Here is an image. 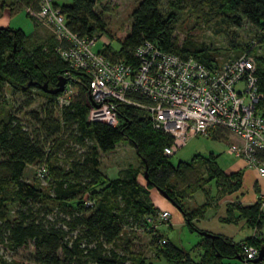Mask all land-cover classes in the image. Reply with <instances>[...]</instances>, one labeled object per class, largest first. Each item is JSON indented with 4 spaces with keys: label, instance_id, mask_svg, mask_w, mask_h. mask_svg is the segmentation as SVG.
Instances as JSON below:
<instances>
[{
    "label": "trees",
    "instance_id": "1",
    "mask_svg": "<svg viewBox=\"0 0 264 264\" xmlns=\"http://www.w3.org/2000/svg\"><path fill=\"white\" fill-rule=\"evenodd\" d=\"M102 1L51 0V4L62 14L65 26L72 33L80 37L104 34L115 41L119 47L117 52H110L108 44L99 52L107 60L119 59L135 65V49L148 42L180 58H194L205 67L216 66L202 44L184 40L176 47L174 38L170 37L175 14H162L158 10L161 0H140L130 13L129 23L112 33L105 31L101 20V14L107 12V8L101 6ZM37 2L0 0V9H7L13 17L27 5L37 9ZM96 5L100 13L95 12ZM169 5L174 10L185 7L197 18H228L235 26L243 19L258 29V34L264 30V0H172ZM26 42L27 36L21 30L0 28V97L3 86L18 93L36 89L58 111V118H53L52 111L44 106L40 110L42 120L38 122L40 135L36 129L32 133L26 131L12 115L3 113L0 117V264H124V257L107 247L117 240L123 225L136 224L150 214L158 217L159 212L147 201V191L132 172L126 173L124 178L105 180L98 171V152H111L121 141L132 146L145 171V186L164 191L190 227L194 213L184 211L180 202L208 187L210 181L227 183L228 193L240 188V174H225L211 155L205 159L194 156L188 163L171 166L169 157L162 154L169 138L151 128L141 109L119 106L115 127L88 122L85 80L73 85L75 94L68 105L58 106L57 94H45L39 87L46 83L47 88H53L57 77L66 69L65 63L54 53L52 38L46 51L39 47L27 51ZM261 45H264L262 40L255 48L249 43L241 47V53L252 55ZM256 61L257 91L261 98L255 110L264 117V54ZM30 103L27 101V105ZM216 135V131H212L208 137L216 139ZM87 141L93 144L87 145ZM32 165L37 179L50 181V193L22 179L25 168ZM41 167L44 172L39 178L36 172ZM83 194L89 197L81 199ZM12 204H16V210L9 220L8 207ZM224 207V221L244 220L247 227L254 230L251 237L234 243L224 236L199 235L203 239L205 260L193 263L186 252L167 242L162 244L157 235V244L161 245L157 257L163 258L166 264H238L241 243L255 249L264 246V238L257 233L264 220L258 201L250 205L231 201ZM197 211L200 210L196 209V216ZM152 222L151 218H143L140 229L154 231L156 226ZM26 246L33 249L27 262L2 255L3 250L15 251Z\"/></svg>",
    "mask_w": 264,
    "mask_h": 264
},
{
    "label": "built area",
    "instance_id": "2",
    "mask_svg": "<svg viewBox=\"0 0 264 264\" xmlns=\"http://www.w3.org/2000/svg\"><path fill=\"white\" fill-rule=\"evenodd\" d=\"M37 5H27L25 15L49 32L53 51L66 67L63 89L55 98L58 106L68 105L75 94L73 85L85 80L88 122L115 127L119 106L141 109L151 128L169 138L162 149L165 157L190 139L225 130L237 140L227 144L226 154L243 161L264 181V117L255 110L261 94L252 55L242 52L220 66L205 67L194 58H180L144 42L133 53L135 65L110 61L91 51L95 36L69 31L51 0H38ZM261 40L264 30L250 42L251 48ZM43 172L39 168L36 176L42 178ZM157 218L166 221L168 213L159 212ZM256 254L257 249L241 243L238 264H259L251 262Z\"/></svg>",
    "mask_w": 264,
    "mask_h": 264
},
{
    "label": "rangeland",
    "instance_id": "3",
    "mask_svg": "<svg viewBox=\"0 0 264 264\" xmlns=\"http://www.w3.org/2000/svg\"><path fill=\"white\" fill-rule=\"evenodd\" d=\"M140 0H104L101 6L107 8V12L101 14V20L104 23L105 31L114 32L123 24L129 23L130 13L137 6ZM172 0H161L158 3V10L163 13H174L175 20L172 25L170 37L174 38L176 47H179L184 40L202 44L207 48L216 66L237 57L241 53V47L247 46L258 34V29L253 28L243 19L238 26H235L230 19L220 18L211 19L209 17H194L187 8L174 10L169 3ZM95 12L100 13L99 5L95 6ZM226 19V20H225ZM0 28H17L27 36V51L33 48H41L46 51L51 46L49 32L40 24L26 17L24 9L18 14L10 17L7 9H0ZM96 41L91 47V51L99 53L103 51L104 39L107 40L110 52H117L119 47L115 41L110 40L104 34L93 33ZM240 52V53H239ZM264 45L259 46L253 51L254 67L257 68L256 58L263 56ZM240 90L239 86H236ZM27 101L31 103L27 105ZM47 106L52 111L53 118H58V111L53 108L44 94L36 89H31L25 93L12 92L7 86H3L0 97V117L7 113L15 117L20 125L29 133L33 129L38 130L41 135L39 121L42 120L40 110ZM35 116V119L32 118ZM41 132H40V131ZM216 139L211 137L198 136L189 140L175 154L168 158L171 166H176L180 162L188 163L192 157L198 156L202 159L213 157L215 164L219 169H228L234 162L240 159L226 154L227 144L234 143L237 140L225 130L215 129ZM220 139V140H218ZM87 141V145H92ZM47 147V146H45ZM75 148V147H74ZM59 158V157H58ZM98 171L105 180H114L124 178L126 173L132 172L136 181L143 187L147 193V201L156 207L158 212L166 209L168 219L166 223L160 222L156 216L148 215L143 218H151L155 230L140 229L142 219L131 226L123 225L121 233L113 245L108 246L119 256L124 257V264H166L163 258H158L160 244H157V235L162 244L165 242L171 246L182 249L187 253L193 263L205 260V248H203V239L198 235L199 231H204L214 236H224L232 242L237 243L252 236L253 231L247 227L245 221L237 219L234 222L224 221L226 217V202L234 201L237 198L241 203H248L252 200L253 193L249 185L252 180L244 179L238 190L226 192L227 183L210 181L208 187L196 192L190 198L180 202L182 209L188 213H194L195 217L190 221V225L183 221L181 214L175 206L162 199L155 189L145 186L143 174L139 160L136 158L132 146L127 141H121L114 146L113 151L101 153L98 152ZM34 166L26 167L23 180L26 183H35L43 192H48L50 181H40L34 176ZM151 190H155L151 193ZM159 196V197H158ZM88 194H83L81 199L88 198ZM157 202L155 203V200ZM155 205V206H154ZM196 209L200 210L196 216ZM16 210V204L9 205L8 219H12ZM196 212V213H197ZM51 217V215H48ZM264 230V229H263ZM264 234V232H263ZM33 254L31 246L20 247L15 251L3 250L2 255L7 259L27 262Z\"/></svg>",
    "mask_w": 264,
    "mask_h": 264
},
{
    "label": "crops",
    "instance_id": "4",
    "mask_svg": "<svg viewBox=\"0 0 264 264\" xmlns=\"http://www.w3.org/2000/svg\"><path fill=\"white\" fill-rule=\"evenodd\" d=\"M12 29H17V28H12ZM218 140H220V139H218ZM220 170H222V169H220ZM222 171L225 174H228V173L240 174L241 181H243L244 179L245 180L246 179L252 180V184L249 185L250 190L253 193L252 200L248 203H241L237 198H235L234 201H238L242 205H250V204H253L254 202L258 201L259 202V211L264 215V181L257 177L255 171L253 169L247 168L245 166L244 162L241 160H239V161L237 160V162H234V164L231 165L228 169H224ZM152 191H153V193H155L154 192L155 190H151V193H152ZM156 202H157V199L155 200V203ZM224 204H223V206H224ZM161 210L166 211V209H161ZM263 229H264V220L262 221L260 228L257 230V233L259 234V236L264 238V234H263L264 230ZM252 231L254 233V230H252ZM228 264H234V263L229 262Z\"/></svg>",
    "mask_w": 264,
    "mask_h": 264
},
{
    "label": "water",
    "instance_id": "5",
    "mask_svg": "<svg viewBox=\"0 0 264 264\" xmlns=\"http://www.w3.org/2000/svg\"><path fill=\"white\" fill-rule=\"evenodd\" d=\"M64 78H62L61 76L60 77H57V81L55 83V86L53 88H47V85L46 83H42L39 87V89L45 93V94H49V95H55L59 92L62 91L63 89V85H64ZM143 179L145 180L146 179V176H145V171H144V174H143ZM156 192L159 194V196H161L163 199H165L166 201H168L170 204H172L173 206L174 205V202L168 197V195L160 190V189H156ZM198 235L200 236H203V237H207V238H212L213 236L209 233H206V232H203V231H200L198 232ZM252 263H263L264 264V246H260L258 249H257V254H256V257L251 261Z\"/></svg>",
    "mask_w": 264,
    "mask_h": 264
}]
</instances>
